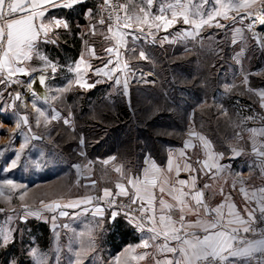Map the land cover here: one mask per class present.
<instances>
[{"label": "crops", "instance_id": "crops-1", "mask_svg": "<svg viewBox=\"0 0 264 264\" xmlns=\"http://www.w3.org/2000/svg\"><path fill=\"white\" fill-rule=\"evenodd\" d=\"M66 2L67 0H54L56 7H52L51 4H44L43 9L45 15L42 20L45 24H48L49 21L54 22L56 19L66 20L70 28L65 29L63 27H56L55 24L52 23L48 29L47 36L41 32L36 43V51L30 60L25 61V66H30L29 71H31L32 68L38 70L32 72L30 76L17 74L14 78H32L41 72L40 70H43L47 73L44 83H47V85L50 82L55 84L60 77L50 72V65H60V60H75L68 65L67 70L74 85L78 88V92L83 94L82 96H85L98 87H102L95 93L100 100L112 102L116 98H122L126 101L127 107L131 112H134L131 105L132 88L134 86H154L159 82V79L156 77H150V81L146 82L148 76L147 73L144 72L141 64L148 60H152L157 52L166 59L178 53L188 55L192 49L191 43H200L199 41L205 39V34L218 29L215 27H205L200 36H196L194 39L193 37L177 35L178 31H184L185 29L188 31L192 30V26L184 25L182 19L180 22L168 28L167 31H165L163 27L157 30L156 23L162 24L163 22H155L153 19L155 15L161 14V8H163L164 14L168 18H171L173 10L181 12L185 8H187L190 13V18H199L201 12H206L214 6L212 0H210L207 5H202L201 0H154L151 7H146L147 0H123V7L124 9L127 8V13L124 11L123 17L121 18V27L119 29L114 27L111 31L108 30V27L99 22L101 20V0H87L86 3L75 4L72 7H63L62 5ZM223 2L226 3L227 0H223ZM215 6L219 7L218 5ZM141 8H145V10L149 12V23L152 24V28L149 29L147 25L137 23L135 19L130 21L132 24L131 28H124V16L126 14L129 16H143V13L139 11ZM258 9L259 0H256L253 10L258 11ZM40 10L41 9H37V11ZM233 14V12H229L230 17ZM40 22L41 19H37L36 23L39 24ZM221 22L225 24L226 22H231V20L222 19ZM141 28L144 29L143 32L140 31ZM239 29H242L240 25L235 26V30ZM149 31H151V35H149ZM120 34H123L122 38L125 41L124 44L119 43ZM134 36L139 37V39H134ZM74 37L75 40L79 42V53L76 59H73V56L65 55L66 51L62 47ZM165 37H167V39H165ZM162 40H164L163 44H161ZM109 47L114 49L113 54H109L106 51ZM170 50H172V55H169ZM117 51L119 53L118 59L120 61V66L123 69L122 72L114 73V78L115 76H119L121 79L122 83L119 86L114 85L113 81L109 80L107 77L102 75L97 76L92 71V69L97 67L103 68L104 61H106L110 55L115 61L117 59L115 55ZM141 52L145 53L146 59L141 58ZM203 54L204 52L201 53V57L194 54L192 60H182L178 63L171 62V64H176L177 67L180 66L182 72L180 80H175L173 76H169L171 82L177 88H169L165 91V95L168 97L169 101L165 108L166 113L169 114L166 120V127L172 130L181 129V131L174 134L173 131H171V133L169 131V134L167 133V138L171 141H169L163 149L162 161H159L157 157H154L151 153L145 152L144 150L136 151L138 158L135 161L132 159L126 160L118 152L109 150L107 145L110 141L108 140L109 138L106 137L107 131L103 124L96 123L93 125L91 131L94 137L92 139H89V137L81 133L79 136L78 124L75 117L73 118V111L71 110L69 113L65 114V111H63L61 107L55 105V101L54 105L50 104L53 102V98L49 90L41 92L37 96L38 89L40 88V84L38 83L40 82H37V80L33 82L31 89L36 92L37 98L32 99V106H29L28 111H22V123L28 130L27 134L30 135L31 129L28 122L26 124L23 122L24 118H27L26 114L30 113L31 108L36 111L37 109L42 111L46 108L50 110L49 112L52 114V120L61 121L63 125L69 129L70 133L76 135V140L73 142V145L79 157L77 162L73 163L71 167L76 178V184L84 180V184L88 186V188H91L89 191L71 199L73 202L80 201L78 207L87 205L88 208L85 210L90 211L93 215H100L95 212L97 207L101 208L103 212L108 211L103 207L91 205V202H85V198L103 194V190L106 188L110 189L113 194L116 195L118 192L116 185L118 183L124 184L131 195L134 189L128 184L129 177L135 178L139 176L141 180H143L144 170L148 169V178L156 181V188L153 191L157 197V215H159L158 201L161 196L159 192L160 186H164L166 190L167 188L178 186L176 182L179 179L188 180L190 175H197V188L203 189V200L209 207L215 208L222 203L234 204L235 211H238L245 219L248 218L247 210L255 208L257 209L256 214H259L258 201L254 199L249 203L240 189L242 187L245 188L249 195H251L253 191L264 188V158L258 155V150L264 147V135H262V130H264V108L261 107V93H264V87L254 86L250 83L252 78H259L264 73V60H262L260 67H256L257 64H254V62L249 68H244L243 60H238L239 62L235 60L234 80L237 82L234 84H236V90H234L235 87L229 88L231 87L229 83L224 84L212 91V98L210 101L201 99L197 101V105L191 106V95L188 93L189 87L195 86L197 92L200 90L203 92L202 88H204L206 84L204 77L206 60L202 58ZM77 63L80 64L81 76L79 79L81 82L87 84H92L97 80L103 82L94 88L79 87L75 70ZM89 64L91 65V69L87 67ZM125 65H127V67H125ZM217 65L219 64L214 62L210 65L215 78L213 80L221 82L225 79L223 75H228L227 81H231L230 79L231 76L233 77V74L231 73L232 71L230 72L229 65L224 64L220 67H217ZM110 67H112V65H110ZM198 68L199 70L190 76L189 70H197ZM200 68H203L202 72H200ZM125 77L128 80V90L126 94L122 86ZM245 77H247L246 81L244 79ZM2 88L3 90L4 88L8 90L5 85H0V91ZM31 89L29 88V92L32 91ZM220 89L223 90L221 91ZM55 90L62 91V96H67L68 98L72 97V93H75V91L72 90L65 91L59 88H55ZM219 95H222L221 97L231 98V101L232 98H239L232 102V104L237 103L239 106L235 104L231 106L232 109H236V112H230L228 108L226 110L225 108L218 109L215 105ZM240 98L248 99L251 104L241 105L239 101ZM177 101H180V104H177ZM207 101L209 103H207ZM237 107L242 111L244 118L240 121L238 130L234 132L235 136L232 141H226L228 149L225 148L224 151L220 150L217 147V142L219 143V141L206 131L209 129L208 120L197 113L205 109H214L219 118L228 114L237 116L239 115ZM153 110L160 111L157 106H155ZM53 117L55 118L53 119ZM249 117H252V119H249ZM65 121H67V123H65ZM173 136L177 138L175 143L171 139ZM39 141H42V138H40ZM205 161H207L209 165L217 164L223 166L224 171L221 173L217 171L216 168H212L210 171L205 168L208 174L204 175L201 172L190 173L183 170L185 164H191L193 168L197 169L204 168ZM177 165L181 168L179 175H177L176 172ZM170 167L171 170H169ZM117 169H121V171H117ZM234 179H236L235 186H233ZM165 180H167V184H165ZM205 184H209L210 188L204 189L203 186ZM185 190L187 191L188 189L186 188ZM140 195L142 198L146 199L143 191ZM117 196L130 200L129 196ZM163 198L168 203H175L172 197L167 194V191L163 194ZM192 203L194 204V201ZM227 210L226 206L224 211L227 212ZM109 212L113 213L116 211ZM118 215L120 214L118 213ZM178 215L179 213L176 212L173 219H178ZM124 218L126 224L131 227L138 236V242L127 245L121 251L123 259L132 262V264H155V258H159L160 254L157 253L154 247L144 248L142 246V240L147 236V232H142L136 227L138 221L134 217L124 216ZM194 219L195 217L191 214L186 217V220L189 221ZM248 238H251V236ZM145 252L149 253V255L144 260L132 259L133 256H138ZM168 255L170 256L171 254Z\"/></svg>", "mask_w": 264, "mask_h": 264}, {"label": "rangeland", "instance_id": "rangeland-1", "mask_svg": "<svg viewBox=\"0 0 264 264\" xmlns=\"http://www.w3.org/2000/svg\"><path fill=\"white\" fill-rule=\"evenodd\" d=\"M225 24H231V22H226ZM237 25L240 24L237 23ZM235 26L234 28H218L211 33L205 34V39L199 41L200 43L190 44L192 49L188 55L178 53L166 59L157 52L152 60L141 64L148 76L146 82L150 81V77L162 78L167 82L170 75L175 80H180L181 67L171 64V62L178 63L182 60H192L194 54L201 57V53L204 52L202 58L206 60L204 71L207 91L210 87L216 90L227 83L231 85L229 88H234L236 86L234 83L237 82L234 80L235 60H243L244 68H249L254 62V64L261 65L262 60H264V38L261 41L262 43H258L254 39L256 35H252L253 32H248L241 25L242 29L235 30ZM257 27L259 28V26ZM236 32H240V35H236V44H232V39ZM255 32L257 33V31ZM257 39L261 40L262 38ZM171 51H169V55H172ZM164 62L168 63L167 66ZM212 62L219 64L217 67L228 64L230 72L232 71L231 73L233 74L231 81H227L228 75H223L226 80L223 79L221 82L213 80L215 78L213 72L210 71ZM60 65L63 68L60 73L56 74L59 75L60 79L55 84L51 82L48 85L47 83H38L40 88L37 96L39 93L49 90L53 98V102L50 104L54 105L55 101V105L61 107L65 114L74 109L73 118L75 117L78 124L79 136L81 133L92 139L94 137L91 131L92 125L96 123L103 124L107 129L113 128L112 123H100L102 115L107 112V109L109 110V107L79 108V100L83 98L82 94L78 92V88L68 74V66L61 63ZM198 70L199 68L197 70H189L190 76ZM202 70L203 68H200V72ZM40 74L41 72L34 77L33 81L37 80L39 82ZM43 74L47 75L45 71H43ZM211 81H213L214 85ZM55 88L75 91V93L71 94L72 97L75 95V98L64 97L62 96V91H56ZM1 91L3 95L0 96V105H3V111L0 112V170L10 167L11 160L15 159V153L21 152L20 160L15 168H11L9 171H0V230L7 231L11 229L12 231L9 234L13 241L18 232L19 245L22 249L20 255L11 260H16L17 264H34L30 250L36 249L40 254H47V264H56L55 258L57 256L59 257L58 264H132V262L123 259L121 255V251L125 247L121 251L115 252V248L108 241V237L113 232L112 227L120 215H117L115 222H113L110 219L111 212L109 211H102L103 215L101 216L93 215L90 211L85 210L88 208L87 205L82 207H63L74 203L71 200L73 197L91 189L84 184V180L76 184V178L71 167L73 163L77 162L79 157L73 145L76 135L70 133L69 129L61 121L52 120V114L46 108L41 111L44 113L43 116L32 108L30 113L26 114L27 122L31 129V133L28 135V130L22 123L21 115L22 111H28L29 106H32V99L37 98V96L34 94L31 101L22 102L20 99H16L17 91H9L6 88L4 90L2 88ZM221 96L219 95V98H217L215 106L218 109L225 108L226 110L227 107L224 101L227 99L231 100V98ZM235 99L238 100L239 98H232L231 102ZM233 104L238 105L237 103ZM159 110H162V108ZM237 110L239 115L228 114L221 117V124H219L220 122L215 124L213 130H211L216 134L220 145L226 149H228L226 141H232L235 136L234 132L238 130L240 121L244 118L242 111L238 107ZM153 127V140L158 138L159 135L166 134L163 128H159L156 125ZM133 130V128H129L127 134ZM106 134V137L109 138L108 140H111L107 148L114 150V145L121 141L123 135L111 131ZM135 134L139 141L144 139L143 134L138 132ZM40 138H42V141H39ZM26 140L28 141L27 146L23 147ZM124 148L128 151L133 149L132 146ZM133 152L130 155L135 157L134 159L131 158L135 161L138 156L135 153L136 150H133ZM6 180H12L16 187L12 188L7 185L5 183ZM41 201H44V204H50L55 201L62 207L48 211L45 210ZM60 212H66L67 215L62 216ZM30 220L43 222L49 226L51 238L47 249L38 246L34 238H29L30 233L33 231V227L27 224ZM11 243L13 242L8 245ZM2 248L4 247H0V251ZM75 253H79V256L77 257ZM0 264L6 263L0 258Z\"/></svg>", "mask_w": 264, "mask_h": 264}, {"label": "snow or ice", "instance_id": "snow-or-ice-1", "mask_svg": "<svg viewBox=\"0 0 264 264\" xmlns=\"http://www.w3.org/2000/svg\"><path fill=\"white\" fill-rule=\"evenodd\" d=\"M87 0H67L63 7H72L75 4L86 3ZM154 0H147L146 7H151ZM210 0H201L202 5L209 4ZM213 7L206 12H201L199 18H190V13L187 8L181 12L175 10L171 13V18H168L164 14L163 8H161V14L154 16L155 22H163L162 24L156 23V29L161 27L165 31L172 27L174 24L182 22L184 25L192 26V30L178 31V36L193 37L200 36L205 27L208 28H229L235 26L237 23L243 24V21L248 20V29H251L257 21L262 29H264V0H259V9L254 11L256 0H212ZM44 4H51L52 7H56L54 0H0V85L11 86L12 84L22 83L25 87L30 88L33 84V80L26 82L14 79L17 74L31 75L32 72L38 69L32 68L29 71L30 66H25V61L32 58L36 51V43L40 37L41 32L45 36L48 34V29L51 24L54 23L56 27H63L69 29L70 25L66 20L56 19L54 22L49 21L45 24L42 18L45 15L43 9ZM218 5L219 7H216ZM107 6L108 8H118V5L109 3V0H102L101 7ZM37 9H41L37 11ZM90 11V10H87ZM127 13V8L124 9ZM143 13V16L125 15L123 18V27L131 28L130 21L135 19L139 24H145L149 29L152 28V24L149 23V12L145 8L139 10ZM229 12L234 14L230 17ZM37 19H41L39 24L36 23ZM231 20V24H224L221 20ZM109 24L108 30L111 31L112 16H108ZM104 24L105 21L102 18L99 21ZM115 26L117 29L121 27V18L119 15L115 18ZM144 31L143 28L140 29ZM149 31V35H151ZM236 35H240V32H236L233 36L232 44H236ZM123 34H120L119 43L124 44L125 41L122 38ZM134 39L139 37L134 36ZM167 39V37H165ZM164 40L161 41V44ZM187 50V49H186ZM109 54L114 53V49L109 47L106 49ZM117 59L114 61L111 57L104 61V67H97L92 71L97 76H105L109 80L113 81L114 85H121V79L119 76H115L114 73L122 72L123 69L120 66L118 59V51L115 53ZM141 58L146 59L144 52L140 53ZM112 65V67H110ZM91 69V65H87ZM127 67V65H125ZM77 83L81 88H94L103 81L97 80L92 84L81 82L79 79L81 76L80 64L75 66ZM39 82L44 84L46 76L43 74V70H40ZM56 68L53 65L52 72H55ZM245 81L247 77L244 78ZM123 89L125 94L128 90V80L125 77L123 80ZM230 90V89H229ZM0 95L3 92L0 91ZM20 98V94L17 93L16 99ZM261 107L264 108V93H261ZM3 111V105H0V112ZM39 115L43 116L44 113L37 109ZM55 117H53L54 119ZM252 119V117H249ZM27 123V118L23 121ZM67 123V121H65ZM264 135V130H262ZM83 142V141H82ZM28 141H25L23 147L27 146ZM255 150V146H254ZM235 151V150H233ZM238 154V153H237ZM258 155L264 158V147L258 150ZM21 152L15 153V159L10 162V167H6L0 171H9L11 168H15L20 160ZM171 164V162H170ZM207 168L209 171L212 168H216L217 171L223 172V166L217 164L209 165L207 161L204 162V168H193L191 164L184 165V171L190 173L201 172L207 175L205 171ZM171 170V167L169 168ZM181 168L179 165L176 167L177 175H179ZM121 171V169H117ZM149 170H144V178L141 180L139 176L132 178L129 177L128 184L134 189L132 194H129L128 189L124 184L118 183L116 188L118 192L116 195L129 196L131 204L138 205V211L141 213L140 222L136 223V227L142 232L146 231L147 236L142 240V246L144 248L154 247L157 253L160 254L159 258H155V264H264V188H260L253 191L249 195L245 188H241L240 191L244 193L245 199L251 203L254 199L258 201L259 216H257V209L253 208L248 211V218H243L238 211H235L234 204L222 203L215 208L209 207L203 200V189L197 188V175H190L188 180L179 179L176 184L171 188L160 186L159 192L161 196L159 198V215H157L156 201L157 197L154 193L156 188V181L149 179ZM238 179V177H237ZM5 183L12 188L16 185L12 180H6ZM165 180V184H167ZM236 179L233 180V186H235ZM188 189L187 191L185 189ZM204 189L210 188L209 184L203 186ZM143 191L146 199L142 198L140 193ZM167 191L175 203H168L163 194ZM104 197H108V204H113L114 200L113 192L110 189L103 190ZM92 199H101L100 197H87L85 202H91ZM194 201V204L192 203ZM80 201L64 205L63 207H78ZM44 204V201H41ZM227 206V212L224 211ZM62 205L53 201L50 204H44L45 210L52 211L56 208H60ZM95 212L103 215L102 209L97 207ZM179 213L178 219H173V216ZM191 214L195 217L194 220H186V217ZM60 215H67L66 212H60ZM118 213H111L110 219L115 222ZM132 222V221H129ZM147 225V227H146ZM9 229L7 231L0 230V247L6 248L10 242H14L10 236ZM251 236V238H248ZM151 242V243H150ZM71 251V246H70ZM31 256L34 259V264H47V254H40L36 249L30 250ZM168 254H171L170 256ZM78 257L79 253H75ZM149 253L145 252L138 256H133V260H144ZM56 264L59 262V257L56 258ZM9 264H17L16 260L9 261Z\"/></svg>", "mask_w": 264, "mask_h": 264}, {"label": "trees", "instance_id": "trees-1", "mask_svg": "<svg viewBox=\"0 0 264 264\" xmlns=\"http://www.w3.org/2000/svg\"><path fill=\"white\" fill-rule=\"evenodd\" d=\"M79 42L75 40V37L68 42H66L62 47L66 51L65 55L67 56H73V59L77 58V55L79 53ZM75 60H60L62 64L69 65L71 62ZM154 62V61H153ZM149 63V62H148ZM167 66L168 63L164 62ZM147 64V63H146ZM154 65V63H153ZM180 67V66H179ZM256 67H260V65L257 64ZM211 71V70H210ZM204 73V77H205ZM213 83V81H211ZM250 83L254 86H260L264 87V73L261 77L252 78ZM214 85V83H213ZM102 87H98L92 92L87 93L85 96H82L83 98L79 100V108L80 107H87V109L91 108H102V107H109V110L107 109L106 113L102 115L101 123H112L111 125L114 126L113 128H105L107 131H111L113 133H119L122 134L123 137L121 138V141L119 143H116L114 146V151L121 154L126 160L134 159L135 157L131 156L133 150L140 151L144 150L145 152L151 153L154 157H157L159 161H162V155H163V149L166 147V145L169 143V140L167 138V133L169 134V131H173L174 133L180 132V130H172L171 128L166 127V120L169 117V114L166 113L165 108L168 101V97L165 95V91L167 89H175L177 88L174 86V84L171 82V78L168 77V80L160 79L157 84L154 86H134L132 88V96H131V105L134 109V112H131L129 108L127 107V103L122 98H116L114 101L109 102L106 100H100L99 97L95 94L97 91H99ZM199 92L196 91L195 86H190L188 93L191 95L190 99V105L195 106L198 104L197 101L203 99L210 101L212 98V87L207 91V84H205V87L202 88ZM72 99L75 98V95L73 97H70ZM207 101V103H209ZM241 102V105H250V101L246 98H240L239 100ZM177 104H180V101L176 102ZM212 103V102H211ZM225 106L229 109V111L236 112V109H232V102L231 100H225L224 101ZM157 106L159 109L162 108L160 111H154L153 109ZM77 111V110H76ZM75 110L73 109V113ZM77 113V112H76ZM155 114V115H154ZM201 114L202 117L206 118L209 122V129H205L213 138L216 137V134H214L213 127H215V124H221L222 118L217 117V113L214 111V109H205L204 111L197 113ZM77 117V115H76ZM216 121V123H215ZM159 126V128H163L165 130L166 134L159 135L158 138L153 140V126ZM93 126V125H92ZM99 127V126H98ZM129 128H133L134 132L131 131L127 134ZM79 132V131H78ZM136 132L143 134L144 139L141 141L138 140ZM213 132V133H212ZM127 134V136H126ZM85 135V134H84ZM173 136L172 141L175 143L177 141V138H174ZM217 139V137H216ZM111 141V140H109ZM216 141V140H215ZM218 141V139H217ZM217 147L220 150H225L218 142ZM126 146H132V151H128ZM130 149V148H129ZM134 153V152H133ZM137 153V152H135ZM129 155V156H128ZM29 226L33 227V231L30 233L29 238H34L35 243L44 248L47 249L50 245V238H51V231L49 226L46 223L39 222L36 220H30L27 222ZM113 232L108 237V241L111 242V246L115 248V252L121 251L124 247L127 245H131L138 242V236L135 234V232L132 230L131 227H129L126 224L124 215L120 214L119 219L115 222V224L112 227ZM21 247L19 245V235L18 232L15 235V240L13 243L8 245L6 248H2L0 251V258L3 259V262L5 261L6 264H9V261L20 255Z\"/></svg>", "mask_w": 264, "mask_h": 264}, {"label": "built area", "instance_id": "built-area-1", "mask_svg": "<svg viewBox=\"0 0 264 264\" xmlns=\"http://www.w3.org/2000/svg\"><path fill=\"white\" fill-rule=\"evenodd\" d=\"M101 3H102V0H101ZM101 3H100L101 19L103 18L105 21V23L103 25L108 27V24H109L108 16H109V14H111V16H112L111 22L113 24L112 28L116 27L115 26L116 16L119 15L120 18H122L123 14H124V7H123L124 2H123V0H109L110 4L119 6L118 8H112V9L108 8L107 6L102 8ZM248 23H249V21L245 20V21H243V24H241V23H239V24L241 26H243V28H245L248 32L252 33V31L250 29H248V27H247ZM252 35L254 36V34H252ZM263 35H264V29H262L259 25V28H258L257 33H256V37L254 36V39L259 43L263 40V38H264ZM257 38H259V39L262 38V39L258 40ZM258 45H260V44H258ZM53 65L56 68L55 72H52ZM61 69H62V67L59 64H51L50 68H49V70L52 74L60 73ZM14 79L26 82L29 80H34L35 78L34 77H32V78L19 77V78H14ZM31 87H32V85H31ZM31 87H30V89H31ZM7 88L10 91H17L20 94L19 99L22 102H29V101H31V98L34 96V94L36 96V93H34L35 91L32 89H31L32 91L29 92V94H28L27 91L29 90V88L25 87L24 84H22V83L12 84L11 86H7ZM92 197H94V198L100 197L101 199H92L91 205L103 207L104 209H106L108 211H116L119 214L124 215L125 217H134L138 222H140L141 213L137 210L138 205L131 204L130 200L114 194L113 197H111V199L114 200V203L108 204L107 201L109 198L104 197L103 194L93 195ZM257 216H259V214Z\"/></svg>", "mask_w": 264, "mask_h": 264}, {"label": "bare ground", "instance_id": "bare-ground-1", "mask_svg": "<svg viewBox=\"0 0 264 264\" xmlns=\"http://www.w3.org/2000/svg\"><path fill=\"white\" fill-rule=\"evenodd\" d=\"M257 26H259V21H257L256 24L250 29L253 32L254 35H256V32L255 31L258 30V27ZM27 92L29 94V90Z\"/></svg>", "mask_w": 264, "mask_h": 264}]
</instances>
